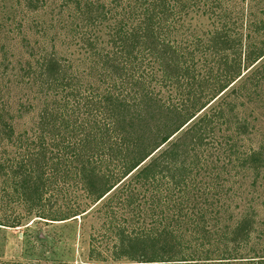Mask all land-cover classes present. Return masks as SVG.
<instances>
[{"label":"rangeland","instance_id":"1","mask_svg":"<svg viewBox=\"0 0 264 264\" xmlns=\"http://www.w3.org/2000/svg\"><path fill=\"white\" fill-rule=\"evenodd\" d=\"M72 1L0 0V120L3 118L12 134L10 140L0 139V158L17 162L27 153L26 148L29 152L34 147L25 143H30L32 134L39 132L36 129L46 105L58 98L38 80L49 68L45 60L59 62L61 69L68 68L69 76L78 78L83 87L97 85L100 78L104 79L99 70L90 73L95 59L91 58L93 51L84 47L76 35L81 29L78 26L84 27L85 21L77 11V0ZM78 1L85 3L81 10L98 2L104 8L112 7L114 14L121 12L117 4L123 0ZM176 10L169 18L171 34L166 38L173 46L183 47L185 56L183 66L164 78L187 76L190 80L169 83L163 79L162 86L158 85L163 94L170 93L190 103L196 95L214 90L215 83L229 82L238 71L241 75L199 114L207 118L200 127L205 128L209 138L188 156L199 172L192 173L193 190L189 195L191 202L199 204L190 212H195L202 224L196 232L187 231L186 225L183 231L175 230L178 236H171L169 242L176 245L177 251L201 252L214 248L209 242L219 238L224 227L228 228L227 235L235 238L230 230L239 222H249L253 227L245 240L238 239L243 244V255L238 256H264V56L257 60V54L264 51V0H178ZM110 23L113 21L88 27L100 38V49L110 46L109 36L104 33ZM50 68L54 70V64L50 63ZM20 184L19 178H11L9 170L0 174V264H138L113 259L115 238L111 227L115 215V224H135L132 217L138 210L131 217L128 211L110 210L112 204L105 205L103 200L65 220L45 219L28 213L30 207L21 196ZM69 188L73 189L70 193L57 196L51 187L49 192L53 191V196L47 193V200L37 201L35 206L41 208L40 212L50 213L70 204L89 205L84 196L75 199L74 194L81 196L79 187ZM151 193L147 188L141 195V209L154 201ZM160 196L154 213L166 223L171 220L173 206L165 204L166 194ZM160 200L164 205H160ZM184 208L178 207L176 211ZM145 212L152 213L148 209ZM18 216L19 226L13 227L10 220ZM147 221L150 224L148 218L144 224ZM239 235L243 237L244 232ZM221 237L226 242L231 238ZM219 244L215 243L216 251L224 248ZM233 244L229 243L227 248L232 249ZM92 253L97 260L91 258ZM246 259L238 258L244 262L235 259L229 264H249Z\"/></svg>","mask_w":264,"mask_h":264},{"label":"trees","instance_id":"2","mask_svg":"<svg viewBox=\"0 0 264 264\" xmlns=\"http://www.w3.org/2000/svg\"><path fill=\"white\" fill-rule=\"evenodd\" d=\"M82 2H75L85 21L84 27L78 26L81 29L76 35L84 47L93 51L91 58L95 59V65L90 73L99 70L98 74L104 79L100 78L97 85L83 87L78 78L69 76L68 68L61 69L59 62L44 59L49 68L38 80L49 86L53 95L56 94L54 97L58 98L46 105L36 129L39 132L32 134L34 137L30 143H25L34 146L33 149L28 152L26 148L27 153L17 162L0 158V174L9 170L12 179H20L21 196L30 207L27 211L37 217L65 220L86 212L90 204L103 200L105 205L112 204L110 210L122 209L130 212L131 217L133 211L138 210L132 219L142 227L135 226L136 223L115 224L117 217L112 216L113 259L133 260L138 264H229L235 259L247 258L245 262L249 264H264V256L259 254L238 256L243 255L240 252L243 244L238 239L245 240L253 227L249 222H239L230 230L235 238L227 235L228 228L224 227L222 235L231 237L228 242L220 235L213 239L214 243L209 242L214 248L201 252L177 251L176 245L169 242L171 236H178L175 230L183 231L186 225L187 231L196 232L202 224L203 220L195 212H190L199 204L189 198L194 182L192 173L198 170L193 168V161H189L188 156L209 138L205 128L200 127L207 118L199 114L214 104L215 98L240 77L241 71L225 84L215 83L214 90L210 89L206 95H196L190 103L180 101L170 93L164 95L158 88L163 79L169 83L190 80L187 76L164 78L179 65L183 66L185 56L183 47L173 46L166 38L171 34L168 21L171 14L177 12L178 0L118 1L122 13H114L117 16L112 7L104 8L98 2H89L91 7L81 10L82 6L85 7ZM106 21H113L106 24L104 32L109 36L110 46L100 49L97 46L100 38L94 36L88 27ZM257 55L259 60L264 51ZM50 63L54 64V70ZM159 72L162 74L157 75ZM1 138L2 142L12 139L11 128H6L3 118L0 120ZM252 153L254 156L256 152ZM219 184L224 186L222 182ZM70 186L79 187L81 196L74 194L75 199L84 196L90 201L89 205L70 204L50 213L40 212L41 208L35 206L37 201L47 200V193L53 196V191L49 192L51 187L58 196L70 193L73 190ZM147 188L154 201L141 209L140 198ZM160 193L166 194L165 204L173 206L172 221L166 223L162 218L157 219L154 213L156 199H162ZM160 205L164 204L161 202ZM183 206V210L176 211ZM146 209L152 213L145 212ZM199 212L201 217L204 216ZM19 218L10 220L13 227L19 226ZM147 218L150 224L148 221L144 224ZM171 223L172 228L169 227ZM202 226L207 229L205 223ZM241 231L243 237L239 235ZM217 241L223 250L216 251ZM229 243H235V246L228 249ZM90 255L94 257L93 253Z\"/></svg>","mask_w":264,"mask_h":264}]
</instances>
